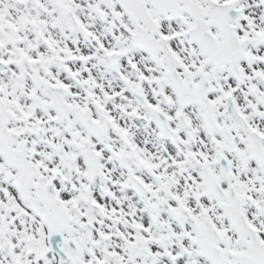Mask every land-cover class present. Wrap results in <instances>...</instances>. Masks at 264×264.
I'll use <instances>...</instances> for the list:
<instances>
[{
  "label": "snow or ice",
  "instance_id": "snow-or-ice-1",
  "mask_svg": "<svg viewBox=\"0 0 264 264\" xmlns=\"http://www.w3.org/2000/svg\"><path fill=\"white\" fill-rule=\"evenodd\" d=\"M0 264H264V0H0Z\"/></svg>",
  "mask_w": 264,
  "mask_h": 264
}]
</instances>
